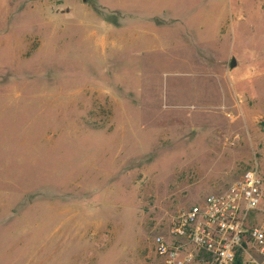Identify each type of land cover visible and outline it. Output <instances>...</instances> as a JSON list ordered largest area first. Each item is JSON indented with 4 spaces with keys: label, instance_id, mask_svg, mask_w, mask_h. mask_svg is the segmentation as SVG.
Wrapping results in <instances>:
<instances>
[{
    "label": "rangeland",
    "instance_id": "374dc122",
    "mask_svg": "<svg viewBox=\"0 0 264 264\" xmlns=\"http://www.w3.org/2000/svg\"><path fill=\"white\" fill-rule=\"evenodd\" d=\"M248 169L264 210V0H0V264H162Z\"/></svg>",
    "mask_w": 264,
    "mask_h": 264
},
{
    "label": "built area",
    "instance_id": "2783aa9c",
    "mask_svg": "<svg viewBox=\"0 0 264 264\" xmlns=\"http://www.w3.org/2000/svg\"><path fill=\"white\" fill-rule=\"evenodd\" d=\"M262 179L252 169L216 194L172 214L153 237L162 264H264Z\"/></svg>",
    "mask_w": 264,
    "mask_h": 264
},
{
    "label": "trees",
    "instance_id": "16d2710c",
    "mask_svg": "<svg viewBox=\"0 0 264 264\" xmlns=\"http://www.w3.org/2000/svg\"><path fill=\"white\" fill-rule=\"evenodd\" d=\"M232 264H243V258L236 256L235 260L233 261Z\"/></svg>",
    "mask_w": 264,
    "mask_h": 264
},
{
    "label": "water",
    "instance_id": "95a60500",
    "mask_svg": "<svg viewBox=\"0 0 264 264\" xmlns=\"http://www.w3.org/2000/svg\"><path fill=\"white\" fill-rule=\"evenodd\" d=\"M84 1H85V0H84ZM234 65H235V59L232 58V59H231V63H230V67H234Z\"/></svg>",
    "mask_w": 264,
    "mask_h": 264
}]
</instances>
